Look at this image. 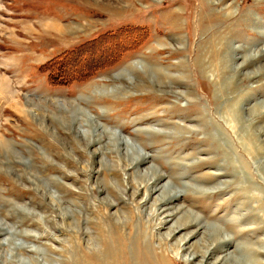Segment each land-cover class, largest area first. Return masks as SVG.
Wrapping results in <instances>:
<instances>
[{"label":"rangeland","instance_id":"374dc122","mask_svg":"<svg viewBox=\"0 0 264 264\" xmlns=\"http://www.w3.org/2000/svg\"><path fill=\"white\" fill-rule=\"evenodd\" d=\"M71 48L107 63L50 80ZM184 212L264 264V0H0V264H189Z\"/></svg>","mask_w":264,"mask_h":264},{"label":"bare ground","instance_id":"6f19581e","mask_svg":"<svg viewBox=\"0 0 264 264\" xmlns=\"http://www.w3.org/2000/svg\"><path fill=\"white\" fill-rule=\"evenodd\" d=\"M249 58H251V57H249ZM247 59H248V56L244 55L242 62L243 63L247 62ZM129 65L131 66V68H133L132 64H129ZM121 70L123 71L124 68ZM156 70H159V68L155 69V67H154L152 69V73L153 72L156 73ZM122 71L120 73L115 74V75L117 76V75L124 74L123 73L124 71L123 72ZM120 77L126 78V75L124 74L123 76L121 75ZM113 87H116V86H113ZM79 133H80V131H79ZM89 134H90V131L87 134H85V133L83 134V132L81 133V135L84 136L83 138H85L87 140L86 144H92L94 142L95 143L100 142V138H101L100 133L98 135L96 134L95 136H93V138L91 137V139H90ZM90 140H91V142H90ZM162 178H163L162 175H160L159 173H154L153 175H151V177L148 179L151 181H150V183H148L144 195L147 193L146 197L148 198V194L152 193V195H153V194L157 193L161 197L160 202L162 204L166 205L172 201L171 198L175 197V192H171V190H168L166 184H161V181L163 180ZM180 209H181V207H176V206L163 209V212L165 213L166 217L163 218L161 223L164 225L168 224L173 219V217H174L173 215H176V213ZM170 216H172V217L170 218ZM168 217L170 219H167ZM189 227H195V228L194 229L192 228V230H187ZM201 228L202 227L199 226L197 219L190 216L189 213H185V212L182 213L178 219H175L170 225H168V232L166 234L167 237L168 236L174 237V235L179 233L181 230H184V231L187 230V232H185L184 234H180L178 236V238H176V242H175L178 245V249H177L176 253L179 255L180 259L182 258L183 262L189 263V264H191L192 262L194 263V261H196V260L198 262L197 264H238L239 262H243V258L240 260H237L238 258H235L232 256H226L227 254H225L222 257L218 256L216 259L211 260V262H208V259H212L213 253L215 252V250H217L216 248H218L220 245H224V243L226 244L227 239H224L225 237L221 236V234H222L221 230L218 228H215V227L207 228V229L206 228L201 229ZM197 233L200 235L199 239L201 238L203 241L205 240L204 241V248H202V247L200 248L199 246H198V249L194 248L192 245L195 243V241L191 242L190 244L188 243V241L191 238H193V237L196 238V236L198 235ZM202 234L205 235V237ZM208 239H210L214 243H212L210 247L208 246V248H205V244L207 243L206 240H208ZM219 242H221L223 244H219ZM139 243H140L141 250L144 252V255L150 259V261H148V262L151 263V260H153V263H154L156 260V259H154L155 258L154 255L151 253L149 254V252H148L149 250L146 249L147 246L145 247L144 244H142L141 242H139ZM198 257H200V260H198L199 259ZM158 259H160V260H157V261H162L164 259V254H158ZM148 262H141V263L149 264ZM117 264H119V263H117ZM135 264H140V263H135ZM244 264H248V262L245 261Z\"/></svg>","mask_w":264,"mask_h":264},{"label":"trees","instance_id":"16d2710c","mask_svg":"<svg viewBox=\"0 0 264 264\" xmlns=\"http://www.w3.org/2000/svg\"><path fill=\"white\" fill-rule=\"evenodd\" d=\"M83 57V55L79 54L76 48L68 49L64 52H62L57 57L49 60L43 68L47 71L48 77L52 81L66 83L70 82L72 80H80L86 76H89L92 71L97 68L99 65H104L107 63V61L102 60L101 62H97L96 65H91L92 67H84L83 69H80V59ZM86 57V56H85ZM83 59V58H82ZM87 59V57H86ZM84 66H88L85 62H82ZM64 69L70 73H76L78 77H72L71 79L65 80V82H62L60 78L63 76H69L68 73L63 72ZM59 79V80H58Z\"/></svg>","mask_w":264,"mask_h":264}]
</instances>
